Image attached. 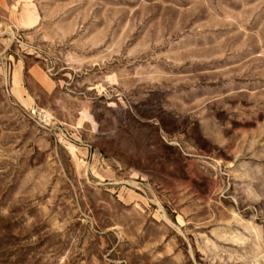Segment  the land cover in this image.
Returning <instances> with one entry per match:
<instances>
[{"label": "rangeland", "instance_id": "1", "mask_svg": "<svg viewBox=\"0 0 264 264\" xmlns=\"http://www.w3.org/2000/svg\"><path fill=\"white\" fill-rule=\"evenodd\" d=\"M0 264H264V0H0Z\"/></svg>", "mask_w": 264, "mask_h": 264}]
</instances>
